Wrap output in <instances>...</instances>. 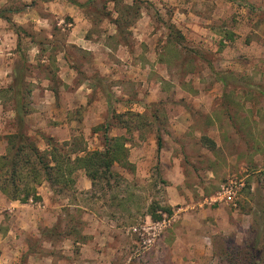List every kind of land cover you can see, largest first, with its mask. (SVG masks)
<instances>
[{
  "label": "rangeland",
  "instance_id": "374dc122",
  "mask_svg": "<svg viewBox=\"0 0 264 264\" xmlns=\"http://www.w3.org/2000/svg\"><path fill=\"white\" fill-rule=\"evenodd\" d=\"M72 1L0 0V155L25 126L42 151L126 137L129 166L0 193V264H264V0Z\"/></svg>",
  "mask_w": 264,
  "mask_h": 264
},
{
  "label": "trees",
  "instance_id": "16d2710c",
  "mask_svg": "<svg viewBox=\"0 0 264 264\" xmlns=\"http://www.w3.org/2000/svg\"><path fill=\"white\" fill-rule=\"evenodd\" d=\"M74 5L82 7L72 0H67ZM137 2V0H134ZM8 23L11 20L0 15ZM20 31H23L20 29ZM170 31L179 35V31L171 27ZM223 85H227L226 78L220 77ZM128 116L142 120L141 125L148 126L143 122V117L139 113L128 112ZM25 125V124H24ZM15 133L7 136V148L3 155H0V193L10 201L20 202L22 204L41 203L40 187L47 183L52 191L61 193L64 190L74 189L76 186L75 175L83 170L92 184V190L98 183H104L111 189L113 184H119L121 176L114 171V165L119 164L123 168H128V149L126 147L129 141L126 137L109 138L105 133V144L103 151L87 152L78 150L75 143L63 142L58 144L56 140L49 136H43L47 149L42 151L37 142L32 140L25 130V126H20ZM131 132V126H124ZM158 154L164 146L163 137L160 132H156ZM204 142H208L209 148L216 149V143L210 138L204 137ZM68 149V150H67ZM83 153L84 156H81ZM125 160V161H123ZM60 189V190H58ZM89 193V192H86ZM264 207V202H263ZM164 214L172 216V208H166ZM153 220L160 221L161 214L152 211ZM262 256L260 250L256 247L251 249V260L256 261V256ZM259 262V260H257ZM256 261V262H257Z\"/></svg>",
  "mask_w": 264,
  "mask_h": 264
},
{
  "label": "crops",
  "instance_id": "0c3cea01",
  "mask_svg": "<svg viewBox=\"0 0 264 264\" xmlns=\"http://www.w3.org/2000/svg\"><path fill=\"white\" fill-rule=\"evenodd\" d=\"M0 20H2L1 18H0ZM52 136H54V134L52 135ZM83 181H82V184H83V189L84 190H86V191H88L89 189H91L92 188V184H91V182H90V180L87 178V176H86V174H85V178L83 177V179H82ZM79 185V184H78ZM43 187V185L40 187V189ZM81 187V186H80ZM39 189V190H40ZM41 195V194H40ZM4 196V195H3ZM41 197H42V202H41V204H45V201H46V198H45V196H42L41 195ZM7 202H9V203H11V204H16V203H19V202H14V201H7ZM20 205H22L23 207L24 206H28L27 204H20ZM99 218H97L96 217V220L97 221H99L98 220ZM101 221V220H100Z\"/></svg>",
  "mask_w": 264,
  "mask_h": 264
}]
</instances>
